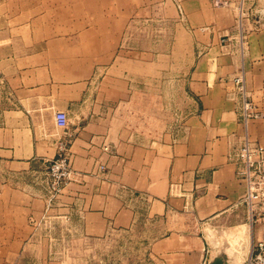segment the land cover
Listing matches in <instances>:
<instances>
[{
	"label": "crops",
	"instance_id": "0c3cea01",
	"mask_svg": "<svg viewBox=\"0 0 264 264\" xmlns=\"http://www.w3.org/2000/svg\"><path fill=\"white\" fill-rule=\"evenodd\" d=\"M259 9L264 19V0ZM66 16L59 22L75 21ZM75 33L60 35L59 31L58 38L48 42H108L107 37L87 39ZM5 43L0 42V87L18 105L14 113L19 120L0 127V167L9 174L24 175L51 160L62 133L53 113L66 109L72 121V164L78 174L59 196L55 213L68 222L67 229L78 240L86 243L133 228L140 219L141 195L149 201L147 217L163 221L164 234L152 245L159 263H245L252 244L264 234V222L252 223L246 207L238 205L246 184L237 177V170L244 165L231 160L229 154L244 130L234 103L226 97L220 68L210 63L195 67L189 81L194 110L184 126L161 142L140 143L137 132L124 129L122 115L92 113V109L113 110V105L92 100L97 71L106 72L107 77L115 69L116 79L109 90L116 94L123 90L124 73L117 71L120 62L115 47L92 52L86 46L79 53L52 54L39 40L19 51L10 50ZM254 45L264 59V25L252 36L251 48ZM61 58L70 59L66 68L53 67L47 61ZM255 68L251 66L249 73H258ZM118 107L116 103V110ZM41 109L47 110V117L39 115ZM248 133L264 144V123L251 124ZM3 188L5 204L12 212L39 215L45 205L42 192L25 183ZM231 231L233 235H229ZM34 264L83 263L73 259L37 260Z\"/></svg>",
	"mask_w": 264,
	"mask_h": 264
},
{
	"label": "rangeland",
	"instance_id": "374dc122",
	"mask_svg": "<svg viewBox=\"0 0 264 264\" xmlns=\"http://www.w3.org/2000/svg\"><path fill=\"white\" fill-rule=\"evenodd\" d=\"M68 4L73 7L67 9ZM259 5L260 0H0V42L7 41L5 45L10 50L19 51L39 40L52 54L79 53L86 46L92 52L115 47L120 62L117 71L124 73L123 90L118 94L109 90V84L116 79L115 69L107 77L106 72L97 71L92 100L113 105V110L92 109V113L122 115L124 129L137 132L140 143L161 142L184 126L194 110L191 72L197 66L213 64L220 68L226 97L234 103L245 135L238 108L242 96H247L264 115V59H260L255 45L251 48L252 36L264 25ZM64 14L75 21L59 22ZM59 31L60 35L76 31L74 35L87 39L107 37L108 42H48L53 37L57 39ZM252 55L256 59H250ZM47 61L53 67L59 64L66 68L70 59ZM251 66L258 73L250 74ZM116 103L120 106L117 110ZM16 110L19 108L10 92L0 87V127L19 120ZM57 110L54 122L62 133L56 155L60 141L65 139L70 141L72 159V135L69 128L58 127ZM39 115L45 118L48 112L41 109ZM69 122L70 127V114ZM256 122L264 123V116L251 122L248 132ZM56 155L24 175L9 174L0 167V264L73 259L83 264H161L152 245L164 234V225L162 219L147 217L149 201L145 196H138L144 200L139 204L140 219L133 228L86 243L67 229L68 222L61 220L55 210L53 215L57 217L52 223L39 224L46 201L39 215L11 211L5 204L4 185L25 183L42 192L45 200L47 167ZM73 178L67 180L62 192ZM62 192L56 199L57 206Z\"/></svg>",
	"mask_w": 264,
	"mask_h": 264
},
{
	"label": "built area",
	"instance_id": "2783aa9c",
	"mask_svg": "<svg viewBox=\"0 0 264 264\" xmlns=\"http://www.w3.org/2000/svg\"><path fill=\"white\" fill-rule=\"evenodd\" d=\"M239 116L245 127V135L234 149L229 158L243 163L244 167L237 170V177L246 184V191L238 205H244L252 223L264 222V144L250 137L247 128L253 121L263 118L256 105L242 96L239 103ZM55 119L58 127L63 130L69 128V114L65 110H57ZM69 140H62L58 145L56 158L47 167L45 190L46 205L39 222L52 223L57 216L53 215L55 202L62 192L64 184L78 173L73 169L72 159L69 156ZM104 169V165H102ZM244 264H264V234L252 244L249 255Z\"/></svg>",
	"mask_w": 264,
	"mask_h": 264
},
{
	"label": "bare ground",
	"instance_id": "6f19581e",
	"mask_svg": "<svg viewBox=\"0 0 264 264\" xmlns=\"http://www.w3.org/2000/svg\"><path fill=\"white\" fill-rule=\"evenodd\" d=\"M243 226H244V225H243ZM243 228H244V227H243ZM236 229L239 230V228H236ZM240 229H241V228H240ZM232 230H233V229H232ZM244 230H245V228H244ZM234 231H237V230L234 229ZM242 232H243V231H242ZM244 232H245V231H244ZM236 233H237V232H236ZM246 234H248V233L245 232V235H246ZM229 235H233V234H232V231H231V234H229ZM239 235H240V234H239ZM209 236H210V235H209ZM240 236H241V235H240ZM232 237H233V236H232ZM241 238H243V237H241ZM239 239H240V237H239Z\"/></svg>",
	"mask_w": 264,
	"mask_h": 264
}]
</instances>
